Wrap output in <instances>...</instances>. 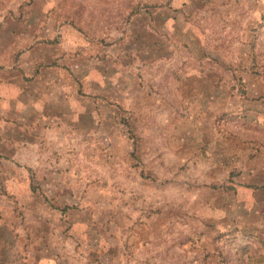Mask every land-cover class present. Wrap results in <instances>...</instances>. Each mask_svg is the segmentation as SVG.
Instances as JSON below:
<instances>
[{"label":"rangeland","instance_id":"obj_1","mask_svg":"<svg viewBox=\"0 0 264 264\" xmlns=\"http://www.w3.org/2000/svg\"><path fill=\"white\" fill-rule=\"evenodd\" d=\"M0 264H264V0H0Z\"/></svg>","mask_w":264,"mask_h":264}]
</instances>
